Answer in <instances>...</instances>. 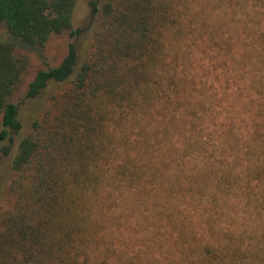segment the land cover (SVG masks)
<instances>
[{"label":"trees","instance_id":"16d2710c","mask_svg":"<svg viewBox=\"0 0 264 264\" xmlns=\"http://www.w3.org/2000/svg\"><path fill=\"white\" fill-rule=\"evenodd\" d=\"M77 1L0 0V29L10 35L0 38V140L13 141L23 129L15 96L30 58L20 46L45 48L54 35L72 40L62 62L40 69L29 85L30 98L53 92L12 160L10 201L0 211V264H264V221L247 225L261 231L246 240L245 231L219 224L213 207L218 191L239 177L238 165L259 180L249 195L264 204V132L245 150L229 145L235 155L223 174L216 167L172 190L178 207L186 202L215 216L214 227L199 218L186 226L179 215L158 212L150 181L141 184L137 171L117 163V149L138 145L133 137L144 135L134 131L137 117L165 115L157 109L164 98L156 54L161 29L176 27L187 0H91L97 26L83 58L73 23ZM258 43L257 61L249 64L264 87V33Z\"/></svg>","mask_w":264,"mask_h":264},{"label":"clouds","instance_id":"9594fccd","mask_svg":"<svg viewBox=\"0 0 264 264\" xmlns=\"http://www.w3.org/2000/svg\"><path fill=\"white\" fill-rule=\"evenodd\" d=\"M251 7L230 0H187L179 5L189 11L176 27L161 29L163 47L156 54L155 78L164 98L157 109L165 115L152 111L137 117L134 131L144 133L133 137L139 144L117 149V163L137 171L141 184L150 181L156 210L179 215L186 226L199 218L214 227L216 217L202 215L199 208L193 212L187 205L178 207L172 190L187 188L186 177L211 176L219 159L213 153L232 142L230 117L250 99H259L244 87L250 83L249 61H257L256 20L264 32V15H245Z\"/></svg>","mask_w":264,"mask_h":264},{"label":"rangeland","instance_id":"374dc122","mask_svg":"<svg viewBox=\"0 0 264 264\" xmlns=\"http://www.w3.org/2000/svg\"><path fill=\"white\" fill-rule=\"evenodd\" d=\"M91 0H78L75 6L73 23L76 29L81 30L80 35L77 38V46L80 56L83 58L90 51L91 44L93 41V34L97 26V18L92 13ZM195 2V0H193ZM230 2L243 3L244 5H251L250 9H245V15L259 17L264 15V3L262 0H230ZM260 20H256V40L254 44L256 49L258 41L264 32L259 31ZM0 38H10L9 33L0 29ZM72 40L67 35H54L45 48L40 47H26L25 45L20 46V51L26 53L29 58V66L26 74L24 75L23 83L15 96V102L18 106V118L23 125L21 134L12 135L13 141L9 139L0 140V211L5 209L9 205V186L14 172L12 168V160L14 155L17 153L18 144L24 134L29 130L33 120L42 112L44 106L48 102L49 96L52 94L50 89L47 93L30 98L27 96L30 83L35 78L37 72L40 69H46L48 67H54L59 65L64 57L68 53V45ZM250 65V64H249ZM250 80V83L244 85L245 90L249 92H255L259 99H250L248 104L245 105L239 113L232 119L230 126V139L231 143L225 142L226 146L221 147L217 152L213 153V156L218 155L219 159L216 160V165L220 170L219 175L223 174L227 170L231 163L232 157L235 152L229 151V145H237L239 149L248 148L249 144H254L253 136L261 131L264 132V87L257 85L255 76L261 78L259 73H255L249 67V72L246 74ZM243 77L241 80L243 81ZM255 79V80H254ZM56 90V89H54ZM58 90V89H57ZM243 95V93H241ZM227 111V109H225ZM2 130L1 118H0V133ZM6 151L8 153H6ZM231 153V154H230ZM248 163L245 160L244 165ZM247 166L238 165L234 168L235 177L231 181L232 186L228 185V189L225 192L218 191V196L213 207L215 211L219 213V224L230 228L237 227L239 231H245V239L252 241L255 238L256 230L259 232L261 229H254V227L247 228V225L252 226L258 225L264 221V204H259L256 201L253 194L249 195L252 188H256L259 184V180L255 176L250 180V177H245ZM188 200V199H187ZM258 202L257 204H255ZM189 205L185 202L183 207ZM146 209V205L143 206ZM187 211V208L185 209ZM202 209L200 208V211ZM257 217V223L253 220ZM228 228V227H227ZM257 239V238H256Z\"/></svg>","mask_w":264,"mask_h":264}]
</instances>
